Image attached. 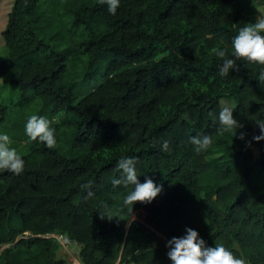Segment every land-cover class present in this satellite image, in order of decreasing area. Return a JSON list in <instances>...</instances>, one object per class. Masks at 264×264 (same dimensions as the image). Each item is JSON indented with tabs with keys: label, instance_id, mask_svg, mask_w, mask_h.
Here are the masks:
<instances>
[{
	"label": "trees",
	"instance_id": "16d2710c",
	"mask_svg": "<svg viewBox=\"0 0 264 264\" xmlns=\"http://www.w3.org/2000/svg\"><path fill=\"white\" fill-rule=\"evenodd\" d=\"M254 1L120 0L111 15L99 0H10L0 91L22 95L0 103V133L25 167L0 171V264H67L56 257L61 239L77 245L78 264H172L168 241L187 228L264 264V140L253 139L254 119H264L262 66L237 61L239 71L221 77L213 51L231 58L234 36L256 20ZM224 98L243 125L237 134L219 131ZM31 115L52 122L54 148L28 141ZM202 135L213 143L198 154L190 140ZM122 158L136 161L140 183L163 188L133 205L137 220L123 205L134 186L112 184ZM109 210L114 219L102 220Z\"/></svg>",
	"mask_w": 264,
	"mask_h": 264
},
{
	"label": "clouds",
	"instance_id": "9594fccd",
	"mask_svg": "<svg viewBox=\"0 0 264 264\" xmlns=\"http://www.w3.org/2000/svg\"><path fill=\"white\" fill-rule=\"evenodd\" d=\"M101 5H107L109 14L115 15L120 7V0H99ZM231 58L228 57L224 49H214L215 55L222 60L219 67L221 77L229 75L230 71H239L237 61H247L248 63L261 65V71L257 77L260 84L264 83V15L257 16L251 24H246L238 30V34L232 40ZM219 131L232 132L242 128L243 125L233 117V110L229 107L223 108L219 112ZM256 125L260 128L261 135L255 136L256 142L264 140V119H254ZM25 134L29 142H40L47 148L55 147L56 130L52 127V122L47 118L31 115L25 125ZM236 137V135H235ZM241 140L244 136L239 137ZM190 143L194 145L196 153L206 151L213 143V137L210 135L194 136ZM12 141L9 135L0 133V171L9 172L14 175H21L24 171L25 162L17 150L11 147ZM169 144L164 141L163 150H168ZM136 161L132 158L120 159L117 168L122 173L119 179H113V187L123 185L125 187L132 185L133 190L124 198L123 205L127 208L132 218L133 205L137 202L150 204L162 192V186H157L150 178L144 183H140L136 170ZM88 190V196L91 197V184L83 185ZM101 219H114L111 211L100 214ZM167 247L170 249L167 253L172 264H247L246 259L237 258L222 243L215 244L214 247H208L205 241L199 237V233L191 228L186 229V235L183 237H173L168 241Z\"/></svg>",
	"mask_w": 264,
	"mask_h": 264
},
{
	"label": "rangeland",
	"instance_id": "374dc122",
	"mask_svg": "<svg viewBox=\"0 0 264 264\" xmlns=\"http://www.w3.org/2000/svg\"><path fill=\"white\" fill-rule=\"evenodd\" d=\"M10 6V0H0V32L4 28L5 22H6V14L9 10ZM254 6H255V13L254 17L257 18L259 15H264V4H260V0H255L254 1ZM4 49L2 46V39L0 37V54H3ZM100 79L98 77H95L92 79L87 88L84 86L82 88H79V90L74 91L75 98L78 99L80 98L83 94H85L87 89L95 87L99 83ZM86 91V92H85ZM21 93L17 89H13V91L9 90H4L0 91V103L4 105H10L11 103H16L19 101L21 98ZM26 96L28 94H25ZM234 103L231 99L229 98H224L220 99L219 101V110L221 111L225 107L233 108ZM253 153V160H255V157L257 155V152L255 149H252ZM251 181L255 185H259L263 182L262 180V173L261 171L257 168L254 167L252 169L251 173ZM143 216H141L142 219ZM133 219L137 220L139 219L136 214L133 215ZM60 244V249L57 252L56 257L63 259L67 264H78L77 263V252H78V247L75 244H68L65 239H61L59 241Z\"/></svg>",
	"mask_w": 264,
	"mask_h": 264
}]
</instances>
